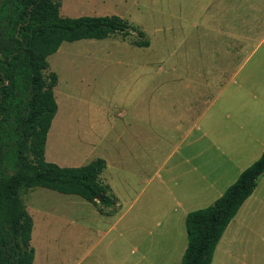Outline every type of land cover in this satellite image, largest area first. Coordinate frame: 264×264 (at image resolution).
<instances>
[{"label": "rangeland", "instance_id": "374dc122", "mask_svg": "<svg viewBox=\"0 0 264 264\" xmlns=\"http://www.w3.org/2000/svg\"><path fill=\"white\" fill-rule=\"evenodd\" d=\"M60 14H115L136 28L63 41L43 70L57 77L45 160L103 158L100 179L119 207L22 188L32 264H180L186 213L227 183L212 130L237 136L264 116V0H60ZM210 264H264V177Z\"/></svg>", "mask_w": 264, "mask_h": 264}, {"label": "trees", "instance_id": "16d2710c", "mask_svg": "<svg viewBox=\"0 0 264 264\" xmlns=\"http://www.w3.org/2000/svg\"><path fill=\"white\" fill-rule=\"evenodd\" d=\"M136 28L115 15L60 14V0H0V264H32V218L22 188L46 187L76 194L94 205L116 204L100 179L103 158L78 166L45 160L44 148L57 103L54 73L43 74L47 56L63 41L103 39ZM139 36L144 31L137 30ZM136 46L149 41L133 40ZM264 173V149L211 204L184 219L186 247L180 264H210L215 247ZM102 211V209H99Z\"/></svg>", "mask_w": 264, "mask_h": 264}, {"label": "crops", "instance_id": "0c3cea01", "mask_svg": "<svg viewBox=\"0 0 264 264\" xmlns=\"http://www.w3.org/2000/svg\"><path fill=\"white\" fill-rule=\"evenodd\" d=\"M133 103H134L133 105H135L137 101L133 100ZM229 117L230 115L227 112L225 114V118H229ZM254 122H255V126L249 129H246L245 131H243L244 125L242 123L239 126L242 133L237 134V136H235V134L231 131H228L225 136L223 135L218 136V135H215L214 131L212 130V144L215 147L214 148L215 151L218 153L215 155V157L213 156L212 162H215V161L218 162L217 166L219 167L220 177L223 180H227L226 187L223 189V192L231 183H233L236 180V178L238 177V175L244 168L249 166L252 162H254L261 155L264 149V116H259L258 118H256ZM214 127L215 125L212 126V128ZM187 133L188 131H185L184 133L185 138L187 137ZM223 138L227 139V141ZM235 139L237 140L235 141ZM261 177H264V173L259 176L258 180L261 179ZM103 183L109 186V192L115 196L114 192L112 191V187L106 182H103ZM257 184H258V181H257ZM222 193L220 192L219 196ZM252 194L249 197H251ZM116 203H117V200H116ZM117 207H119V204L114 205L115 210L117 209Z\"/></svg>", "mask_w": 264, "mask_h": 264}]
</instances>
